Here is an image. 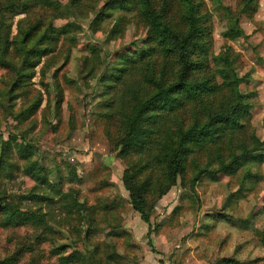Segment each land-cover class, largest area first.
<instances>
[{
  "label": "rangeland",
  "instance_id": "obj_1",
  "mask_svg": "<svg viewBox=\"0 0 264 264\" xmlns=\"http://www.w3.org/2000/svg\"><path fill=\"white\" fill-rule=\"evenodd\" d=\"M105 1L31 2L12 17L10 36L17 38L31 25L37 26L35 37L48 23H68L51 43L52 50L30 69L31 76L17 78L15 69L0 63V133L4 138L16 135L34 141L37 152L31 159L67 194H54L41 204L31 199L20 202L23 209L44 212L40 224H3L0 210V264H264L260 240L264 161L243 155L232 170L213 171L252 148L257 139L262 147L253 154L264 152V0H258L255 11L238 12L247 35L232 39L223 35L228 20L217 5L222 2L236 12L239 0H203L199 6L197 15L209 26L211 54L191 70L187 80L205 79L212 69L213 79L220 83L212 54L227 51L233 56L235 73L243 78L239 90L248 93L252 107L250 115L241 119L243 127L220 131L214 141L185 153L182 170L172 184L168 147L181 129L202 124L227 104L231 92L222 86L202 99L181 94L176 109L149 125L152 133L143 145L123 149L119 140L129 110L122 104L125 94L134 90L146 98L157 84L173 83L179 63L173 52L161 50L130 59L133 51L148 43V25L135 2L130 9H114L93 23ZM152 2L164 9L168 21L186 27L180 0ZM193 56L203 57L198 51ZM5 58L18 65L21 55L11 46ZM10 158L18 166L12 178L0 175V196L25 193L33 186L35 191L54 193L49 185L37 184L23 173V161L14 151ZM126 168L134 172L136 182H144L146 199L153 204L150 220L155 228L150 243L147 223L132 208L122 181ZM66 200L76 202L70 206Z\"/></svg>",
  "mask_w": 264,
  "mask_h": 264
},
{
  "label": "trees",
  "instance_id": "obj_2",
  "mask_svg": "<svg viewBox=\"0 0 264 264\" xmlns=\"http://www.w3.org/2000/svg\"><path fill=\"white\" fill-rule=\"evenodd\" d=\"M183 4L184 11L183 20L186 23L185 28L180 25L168 21L165 18L164 9H157L152 0H106L102 8L98 10L96 16L92 19L93 23H97L101 19L111 15L114 9L128 10L133 2L136 3L140 16L148 25L146 45L139 47L137 53L129 55L133 59L134 55L147 56L154 51H163L164 53L173 52L178 60L176 80L168 85L162 86L157 84L156 90L146 98H141L138 93L127 92L122 100V104L128 105L129 110L126 112V129L124 135L120 138L119 143L123 149H127L136 145H143L146 137L152 133L150 124L156 123L159 116L168 111H172L182 102L180 95L184 97H196L202 99L204 95L213 94L220 87H225L231 92V100L217 110L211 113L207 119L200 125H191L185 129H181L176 140L168 147L167 169L170 178V184L175 183L178 173L182 170L183 155L193 149V146L201 145L206 141H214L218 138L220 131L225 129L236 130L243 127L242 117L250 115L252 107L251 102L247 100V92L239 90V83L242 76H238L233 69V56L228 52L221 54H212L214 67L221 77V82H216L213 78L212 69L209 76L197 82L188 81L187 76L192 69L202 66L211 54V36L209 26H205L201 17L197 15L199 6L203 0H180ZM31 2L55 4V0H6L0 3V63L4 66L11 67L16 70L17 78L21 76H31V68L35 67L40 58L52 50L55 40L59 34L64 31L68 23L62 26H54L48 23L43 30L32 36L36 25H31L27 29L21 31L19 38L10 36L12 27V17L20 12H24ZM258 0H239V8L233 12L228 5L219 2L217 6L223 8V14L228 20V25L223 31V35L229 39L238 36H246L244 29L239 22L238 12H251L257 8ZM165 4V3H164ZM34 37L29 44L27 40ZM13 46L21 55L20 63L16 65L7 58L5 52L9 47ZM230 49V46H227ZM203 57L197 58L193 56L195 52ZM229 56V57H228ZM209 67V64L206 65ZM254 94V92H253ZM245 116V117H246ZM143 123L147 124L145 126ZM261 140H256L252 148L243 150L240 154L234 155L230 161L220 163L219 167L213 171L224 170L229 171L231 165L238 161L241 156H246L247 160L264 161V152L253 154L254 151L261 150ZM14 151L17 158L23 161L22 171L30 176L37 184H46L53 188L54 193H46L43 191H35V186L25 193L18 194H2L0 196V210L3 212V224H20L27 221L34 223H43L44 212L39 208L20 207L23 199H31L36 203L49 202L56 194L58 197L66 196V192L59 189V181H51L43 166L37 160H32L31 156L36 154L37 145L31 139L24 136L18 138L16 135L4 138L0 133V175L7 178L14 176V169L18 163L10 158V153ZM122 181L129 192V202L134 210H136L141 219L147 223L146 235L149 238L155 226L151 223L150 216L153 204L148 202L144 193V182H136L134 180V172H129L126 168L122 174ZM195 177L191 179L190 185H193ZM169 187L165 185L158 193H164ZM68 205L72 206L76 200L70 202L66 200ZM260 240L264 245V234H260ZM67 259V256H61ZM222 260L237 261L233 258L223 257Z\"/></svg>",
  "mask_w": 264,
  "mask_h": 264
}]
</instances>
